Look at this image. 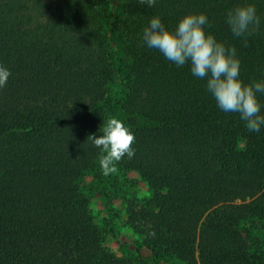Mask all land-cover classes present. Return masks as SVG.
<instances>
[{
  "label": "trees",
  "instance_id": "obj_1",
  "mask_svg": "<svg viewBox=\"0 0 264 264\" xmlns=\"http://www.w3.org/2000/svg\"><path fill=\"white\" fill-rule=\"evenodd\" d=\"M249 3L261 25L245 47L226 14ZM188 14L206 15V34L236 48L243 83L264 80V0H126L117 15L108 0H0V65L11 72L0 89V264H264V126L250 132L190 63L143 42L152 17L174 31ZM115 42L135 137L134 157L116 166L147 192L125 204L147 257L135 242L106 247L83 184L101 170L87 138L111 118Z\"/></svg>",
  "mask_w": 264,
  "mask_h": 264
},
{
  "label": "clouds",
  "instance_id": "obj_2",
  "mask_svg": "<svg viewBox=\"0 0 264 264\" xmlns=\"http://www.w3.org/2000/svg\"><path fill=\"white\" fill-rule=\"evenodd\" d=\"M140 4L154 7L156 0H139ZM226 23L235 37L245 38L258 32L261 18L254 4H245L229 10ZM210 26L204 14H188L182 17L175 30H166L158 16L150 19L143 30V42L148 48H155L177 67L190 63L191 73L199 79H206V89L213 96L218 108L225 113H238L246 122L250 132H259L264 126V115L257 93H264V80L245 84L239 79L240 60L235 47H226L214 35L205 32ZM11 72L0 65V89L6 86ZM100 136L90 135L100 149L99 166L103 175L118 171L117 162L135 155L132 148L133 132L117 118H109ZM154 236V232L148 233Z\"/></svg>",
  "mask_w": 264,
  "mask_h": 264
},
{
  "label": "rangeland",
  "instance_id": "obj_3",
  "mask_svg": "<svg viewBox=\"0 0 264 264\" xmlns=\"http://www.w3.org/2000/svg\"><path fill=\"white\" fill-rule=\"evenodd\" d=\"M111 12L117 15L126 0H108ZM112 65L115 71V81L110 87L109 101L106 111L111 118L121 120L128 127V116L121 107L122 79L127 72V63L123 57L121 45L118 42L111 43ZM139 124L142 122L139 121ZM127 180V181H126ZM131 181L128 193H126V182ZM138 182V183H137ZM83 184L85 185L90 201V211L96 223L104 233L106 247L113 253H118L127 244L135 242L140 246V252L144 257L150 255L142 241L126 225L125 204L126 198L134 194L138 199L145 198L147 192L139 178L134 173L117 171L107 176L101 170L97 173L87 175ZM86 192V193H87Z\"/></svg>",
  "mask_w": 264,
  "mask_h": 264
}]
</instances>
